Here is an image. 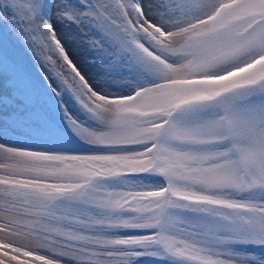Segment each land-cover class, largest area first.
Wrapping results in <instances>:
<instances>
[{
    "label": "snow or ice",
    "instance_id": "snow-or-ice-1",
    "mask_svg": "<svg viewBox=\"0 0 264 264\" xmlns=\"http://www.w3.org/2000/svg\"><path fill=\"white\" fill-rule=\"evenodd\" d=\"M0 264H264V0H0Z\"/></svg>",
    "mask_w": 264,
    "mask_h": 264
},
{
    "label": "rangeland",
    "instance_id": "rangeland-1",
    "mask_svg": "<svg viewBox=\"0 0 264 264\" xmlns=\"http://www.w3.org/2000/svg\"><path fill=\"white\" fill-rule=\"evenodd\" d=\"M72 55H73V57L75 58L77 55H79V53L73 52ZM66 99H67V98H66ZM69 104H70V106L72 107V109H73L74 112H78V109L75 107L74 104H71V101H70V100H69Z\"/></svg>",
    "mask_w": 264,
    "mask_h": 264
}]
</instances>
